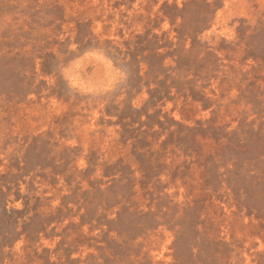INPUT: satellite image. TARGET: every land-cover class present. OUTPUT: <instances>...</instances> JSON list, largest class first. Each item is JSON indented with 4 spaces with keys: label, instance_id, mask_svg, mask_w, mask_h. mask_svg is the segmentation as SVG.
<instances>
[{
    "label": "rangeland",
    "instance_id": "rangeland-1",
    "mask_svg": "<svg viewBox=\"0 0 264 264\" xmlns=\"http://www.w3.org/2000/svg\"><path fill=\"white\" fill-rule=\"evenodd\" d=\"M0 264H264V0H0Z\"/></svg>",
    "mask_w": 264,
    "mask_h": 264
}]
</instances>
